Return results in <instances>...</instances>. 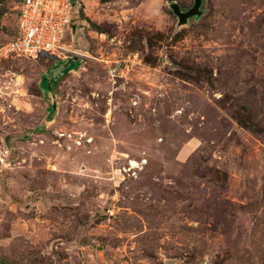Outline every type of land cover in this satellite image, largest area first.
<instances>
[{"label":"rangeland","instance_id":"rangeland-1","mask_svg":"<svg viewBox=\"0 0 264 264\" xmlns=\"http://www.w3.org/2000/svg\"><path fill=\"white\" fill-rule=\"evenodd\" d=\"M70 1L0 60V264H264V0Z\"/></svg>","mask_w":264,"mask_h":264},{"label":"built area","instance_id":"built-area-1","mask_svg":"<svg viewBox=\"0 0 264 264\" xmlns=\"http://www.w3.org/2000/svg\"><path fill=\"white\" fill-rule=\"evenodd\" d=\"M70 0H20L15 35L0 44V60L11 56L35 58L61 47L73 13Z\"/></svg>","mask_w":264,"mask_h":264},{"label":"water","instance_id":"water-1","mask_svg":"<svg viewBox=\"0 0 264 264\" xmlns=\"http://www.w3.org/2000/svg\"><path fill=\"white\" fill-rule=\"evenodd\" d=\"M202 0H194L193 5L187 10H181L176 2L170 3V8L173 13L178 17L180 22H184L188 17L199 13V7Z\"/></svg>","mask_w":264,"mask_h":264}]
</instances>
